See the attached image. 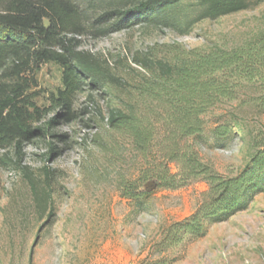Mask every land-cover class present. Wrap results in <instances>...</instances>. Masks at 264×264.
Returning a JSON list of instances; mask_svg holds the SVG:
<instances>
[{
  "label": "rangeland",
  "instance_id": "1",
  "mask_svg": "<svg viewBox=\"0 0 264 264\" xmlns=\"http://www.w3.org/2000/svg\"><path fill=\"white\" fill-rule=\"evenodd\" d=\"M197 10L193 0L181 1L172 12L178 23L141 21L105 37L84 36L77 50L91 52L104 70L122 80L113 83L116 106L128 109L145 85L146 74L136 61L215 47L254 49L264 39V0L247 11L187 27ZM27 78L36 82L27 94L39 113L31 139L19 148L0 147V264H144L159 259L164 264H264V191L246 210L209 226L204 237L185 236L162 252L158 244L172 226L213 197L210 182L200 176L176 190H155L148 182L143 189L153 192L142 211L134 213L132 203L119 195L118 180L136 174L140 157L127 134L102 129L112 106L104 89L85 80L67 121L63 107L51 103L63 87L60 67L42 64ZM143 100L151 98L145 94ZM261 102L258 94L241 93L206 114L201 136L190 141L221 178L244 168L251 138L233 135L221 145L212 128L229 120L250 136H264Z\"/></svg>",
  "mask_w": 264,
  "mask_h": 264
},
{
  "label": "trees",
  "instance_id": "2",
  "mask_svg": "<svg viewBox=\"0 0 264 264\" xmlns=\"http://www.w3.org/2000/svg\"><path fill=\"white\" fill-rule=\"evenodd\" d=\"M181 1L185 0H133L129 4L123 0H0V147L19 148L34 135L31 124L39 110L27 92L36 82L27 75L40 65L55 63L61 69L63 87L51 103L63 107L67 121L85 80L100 85L112 103L102 129L127 134L140 157L136 174L118 180L119 195L132 203L134 213L142 211L153 192L143 189L148 182L154 183L155 190H176L203 176L212 187L213 197L202 209L175 223L172 233L162 238L158 244L162 252L185 236L204 237L209 226L246 210L264 191V136H250L246 128L229 120L212 128L215 142L221 145L233 135L251 138L247 164L230 178H221L190 144L201 136L205 115L229 105L241 93L258 94L264 104V39L254 49L215 47L136 61L146 74L145 85L139 88L143 95L128 109L116 106L113 83L122 80L77 46L84 36L105 37L141 21L178 23L172 12ZM193 1L198 10L186 20L189 28L247 11L263 0ZM145 94L150 101L143 100Z\"/></svg>",
  "mask_w": 264,
  "mask_h": 264
},
{
  "label": "bare ground",
  "instance_id": "3",
  "mask_svg": "<svg viewBox=\"0 0 264 264\" xmlns=\"http://www.w3.org/2000/svg\"><path fill=\"white\" fill-rule=\"evenodd\" d=\"M264 263V262H263Z\"/></svg>",
  "mask_w": 264,
  "mask_h": 264
}]
</instances>
